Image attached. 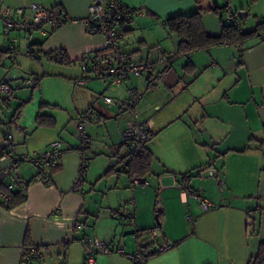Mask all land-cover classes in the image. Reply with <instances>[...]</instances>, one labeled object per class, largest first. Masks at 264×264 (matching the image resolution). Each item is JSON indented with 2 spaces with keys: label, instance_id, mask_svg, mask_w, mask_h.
Instances as JSON below:
<instances>
[{
  "label": "crops",
  "instance_id": "obj_1",
  "mask_svg": "<svg viewBox=\"0 0 264 264\" xmlns=\"http://www.w3.org/2000/svg\"><path fill=\"white\" fill-rule=\"evenodd\" d=\"M93 1L0 0V8L8 7L13 19L31 20L30 4L37 3L57 7L65 18L77 20ZM121 1L144 12L123 25L121 49L141 60L154 57V46L174 55L162 80L153 87L145 77L135 76L118 87L107 88L100 80L101 89L89 84L98 79L85 75L79 60L94 52H100L96 58L102 59L111 52L104 35L86 32L79 21L45 25L43 33L39 29L6 32L0 20V83L6 82L9 88L7 93L0 92L2 132H11L19 155L43 151L54 140L61 145L58 164L36 167L27 163V167L21 162L17 167L18 180L29 183L27 199L12 210L0 206V264H25L23 253L31 245L39 249V264L44 254L57 257V264H85L81 240L87 234L110 247L108 253L95 254V264H131L117 249L133 252L135 231L153 227L173 246L150 253L147 264H247L264 241V38L254 36L240 46L224 44L177 54L178 38L165 28L164 20L199 7L206 32L218 34L220 20L215 23L208 17L211 0ZM56 50H63L71 63L47 61L46 53ZM8 56L12 59L7 60ZM33 60L40 65L34 66ZM188 62L202 73L198 77L208 74L213 78L197 86L190 79L193 72L183 70ZM24 72L31 73L30 77H22L27 75ZM13 75H18L22 87L32 90L31 98L18 90L19 84L13 86ZM80 78L84 83H77ZM130 85L143 95L139 117L152 135L146 145L153 154L152 172L144 177L145 187L133 186L124 173H106L126 153L121 132L128 118ZM44 87L54 91L45 93ZM101 95L112 97L115 103L107 105ZM64 98L70 107L66 113ZM42 102L47 105L41 107ZM90 108L96 114L84 122L90 139L89 159L76 187L81 156L77 118ZM39 112L52 116L55 125L37 126ZM14 118L19 121L18 129ZM223 155L233 157V163H216ZM4 164L0 161V181ZM205 166L219 167L221 187L216 177L195 174ZM36 174L47 182L39 181ZM199 196L211 200L214 207L203 209ZM156 199L162 204L160 214ZM249 211L255 212L254 217ZM128 213L134 224L128 221ZM87 222H92L89 227ZM27 236L30 244L25 245Z\"/></svg>",
  "mask_w": 264,
  "mask_h": 264
},
{
  "label": "built area",
  "instance_id": "obj_2",
  "mask_svg": "<svg viewBox=\"0 0 264 264\" xmlns=\"http://www.w3.org/2000/svg\"><path fill=\"white\" fill-rule=\"evenodd\" d=\"M30 7L33 10V17L31 20L13 19L8 7L0 8V20L3 23L4 30L9 32L14 29L29 31L39 29L44 33L45 25L57 26L65 21H79L86 29V32L104 35L106 38V46L109 48L111 55L101 60L95 58L94 55H86L79 60V68L85 75L100 80L107 88L120 86L122 82L130 76H144L147 85L153 87L162 80L164 71L172 58V55L163 52L160 46H154L152 48L154 57L145 60L137 59L134 54L121 49L119 39L121 37L123 25L130 23L136 17L144 15L141 8L128 6L121 0H94L90 3L87 13L77 20L65 18L63 16V10L57 7L43 6L37 3H31ZM17 12L19 14L22 13V9H18ZM223 15L226 19H231L232 12L226 7L223 10ZM76 81L78 84H82L85 79L80 78ZM5 83H0L1 93H7L9 91L7 83ZM28 83L33 85L34 82L28 81ZM127 93L129 118L125 122V128L121 132V138L123 143H126L130 150L140 151L142 145L151 135L147 122L139 118V103L143 95L133 86L127 88ZM99 98L107 105L115 103L110 96L101 95ZM95 114V110L90 108L77 118L76 131L79 143L78 151L81 156L76 187H79L89 159L86 149L90 139L84 132V122L87 119H93ZM13 123L18 129L20 126L19 121L14 118ZM60 146V141L54 140L43 151L19 155L12 141L11 132L6 133L5 147L0 155V161L5 163L1 169L3 177L0 183L4 185L7 190L15 187L17 182L16 171L20 162H27L37 166L58 164L61 155ZM201 169L200 174L206 172L209 176L217 178L220 187L223 185L224 181L220 177L217 168L205 166ZM36 177L41 182H47L46 178L42 175H37ZM131 184L133 186L139 185L145 187L148 185V182L141 178L133 177L131 179ZM1 197H3V194L0 190V198ZM198 200L203 209L214 207V203L207 198L199 196ZM155 209L157 214H160L163 210L159 199L155 200ZM248 213L252 217L255 215L254 211H249ZM126 217L131 224H134L133 215L131 213H128ZM134 236L136 238V248L133 252L127 254L123 249H117L130 259L131 264H147L149 258L148 249H153L152 253L158 254L172 247L171 243L166 242L162 238V234L157 228L146 231L136 230ZM82 242L86 248L84 254L85 264H95V254L97 252H110L108 244L97 238H84ZM23 262L25 264L40 263V252L37 246L31 245L24 250ZM204 264L213 263L207 262Z\"/></svg>",
  "mask_w": 264,
  "mask_h": 264
},
{
  "label": "trees",
  "instance_id": "obj_3",
  "mask_svg": "<svg viewBox=\"0 0 264 264\" xmlns=\"http://www.w3.org/2000/svg\"><path fill=\"white\" fill-rule=\"evenodd\" d=\"M195 2L199 3V0H195ZM226 7L228 6L226 5L225 8ZM197 8L199 9V7ZM198 9L188 14L186 13L175 14L170 17H167L164 20L165 28L169 32L174 33L178 38V45L176 51L177 54H187L197 50L207 49L213 46H221L224 44L240 46L246 40L254 36H259L261 38H264V20L259 22L254 29L249 31H243L241 28V19H239L232 11H231L232 12L231 19H226L223 15L224 9L217 5H214L211 8H209L208 11L213 12L220 18L221 30L220 33L218 34H209L206 32L203 26L201 11H199ZM94 54H95L94 57L96 58L99 56L100 52H94ZM2 56H3L2 53H0V65L3 60ZM172 56L174 55L172 54ZM45 58L47 61H51L53 63H58V64L66 65L71 63L68 56L63 50H56L46 53ZM183 70L186 73L194 72L195 70L194 65L188 62L187 64L184 65ZM140 77H144V76H140ZM22 105L23 103L17 107V112L21 111ZM44 105L47 104L42 102L41 107H44ZM128 112L129 111L127 107V113ZM128 118H129V114H128ZM35 120L37 126L50 127L55 125V119L52 116L45 115L40 112L37 114ZM2 131H3V127L0 126V155L3 148L5 147V136H6V134L3 133ZM151 137L152 135H150L149 139L142 145L140 151H132L129 149L126 143H123L125 145L126 153L123 156H121V158H119V160L117 161V164H115L114 167L108 169L106 173H109L114 170L117 174L119 173L126 174L129 177L130 181L133 177H137L145 180L144 177L152 172L153 154L146 148V145L151 140ZM261 143H264V138H262ZM116 165H118V168H116ZM34 166L42 167L41 165L38 166L34 165ZM201 168L196 169L195 174L199 175L202 170ZM184 179L187 180L188 178L184 177ZM28 185L29 183H25V184L21 183V181L18 180V177H17L16 185L13 189L7 190L5 189L4 185L0 183V190L2 191L3 194V197L0 198V206H2L5 210H12L16 206L25 202L27 199ZM153 228H148L144 230L146 231ZM28 244H30V242L27 236L25 245ZM152 252L153 249H150L148 252L149 255ZM247 264H264V241H261L259 243L256 253L250 256Z\"/></svg>",
  "mask_w": 264,
  "mask_h": 264
},
{
  "label": "rangeland",
  "instance_id": "obj_4",
  "mask_svg": "<svg viewBox=\"0 0 264 264\" xmlns=\"http://www.w3.org/2000/svg\"><path fill=\"white\" fill-rule=\"evenodd\" d=\"M215 3L218 6L227 5L228 8L233 13H235V15H236V13L238 11H243V12L248 13L247 11L249 10L250 11L249 15H247L244 19H241V28H242L243 31H249V30L254 29L255 26L259 22H261L262 20H264V3H259V4L256 3V2H253L252 3V0H211V4H212L211 6H213ZM254 14H257V18L254 17ZM208 17H210L212 20H214L215 23H217L220 20V18L216 14H214L213 12H210V15ZM121 47L123 48V46H121ZM167 54L172 55V53H167ZM172 57H174V56H172ZM6 59L7 60H10V59H12V57L8 56ZM33 65L34 66L35 65L37 66V65H40V63L39 62L36 63L34 61L33 62ZM22 69L25 70L24 68H22ZM28 70H30V71L32 70V72L34 71V69H28ZM29 72L28 73L27 72H24L23 74H26L27 73V75H21V76L22 77H30V74L31 73L29 74ZM201 74L202 73H200L199 71H195L194 70L193 75L190 78L193 82H196V85L197 86L199 84H201V83L203 84L204 83V80L205 81H209V80H211L213 78V77H210L208 74H204V76L198 77ZM13 77L15 78V80L13 82V86H18V84H19V86H21L22 85V82H20V80L18 79V75H13ZM90 83H93L94 85H96L100 89L104 87L103 86L104 84L102 85V83L99 80H89V84ZM14 89L16 90V88H14ZM18 90L22 94H24L25 96H27L28 98H31L32 97V94L33 93H32V90H30L29 88L22 87L21 86V87L18 88ZM33 90H35V89H33ZM52 91H54V88H52V87H46L45 88L44 87V92L45 93H50L51 94ZM63 102L66 103V104L63 105L64 106L63 108L65 109L64 110V113H66L70 109V107H69V105L67 103V99L64 98L63 99ZM9 105L11 107L10 108V110H11L13 108V103L10 102ZM140 106H141V104H140ZM7 109L8 108L6 106H4L5 115L8 114ZM189 116H191V115H189ZM14 144H16V143H14ZM222 157H223L222 160L221 159L220 160H217L216 163H218V164L221 163L222 164L223 161H224V163H226L227 165H229V163H233V161H234V158L233 157H228L227 158L226 155H223ZM24 165L28 167L29 164L24 163ZM217 168H219V167H217ZM91 223L90 222H87L86 223V226L89 227ZM83 228H85V225L83 226ZM261 230H262V233H264V225H262ZM85 238H91L92 239L93 237L87 234V235H85ZM81 242H82V240H81ZM41 260H42L41 264H57V262H58L57 257L50 256L48 254H44V256H43V258H41Z\"/></svg>",
  "mask_w": 264,
  "mask_h": 264
},
{
  "label": "water",
  "instance_id": "obj_5",
  "mask_svg": "<svg viewBox=\"0 0 264 264\" xmlns=\"http://www.w3.org/2000/svg\"><path fill=\"white\" fill-rule=\"evenodd\" d=\"M236 16L239 18V19H244L246 16H247V13L243 12V11H238L236 13Z\"/></svg>",
  "mask_w": 264,
  "mask_h": 264
},
{
  "label": "bare ground",
  "instance_id": "obj_6",
  "mask_svg": "<svg viewBox=\"0 0 264 264\" xmlns=\"http://www.w3.org/2000/svg\"><path fill=\"white\" fill-rule=\"evenodd\" d=\"M146 181V180H145ZM86 249V248H85Z\"/></svg>",
  "mask_w": 264,
  "mask_h": 264
}]
</instances>
